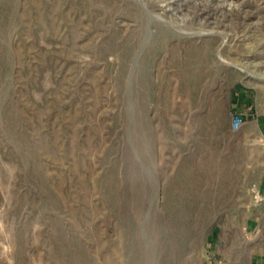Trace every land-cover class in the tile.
<instances>
[{"label":"rangeland","instance_id":"1","mask_svg":"<svg viewBox=\"0 0 264 264\" xmlns=\"http://www.w3.org/2000/svg\"><path fill=\"white\" fill-rule=\"evenodd\" d=\"M263 181L264 0H0V264H264Z\"/></svg>","mask_w":264,"mask_h":264},{"label":"trees","instance_id":"2","mask_svg":"<svg viewBox=\"0 0 264 264\" xmlns=\"http://www.w3.org/2000/svg\"><path fill=\"white\" fill-rule=\"evenodd\" d=\"M237 99H238V101H239V110L242 108V107H244L245 105H247V104H249V103H251V95H250V93H247V92H241V93H239V95L237 96ZM238 109L237 110H235L234 112H233V116L234 117H237V118H241V119H244V117L240 114V111H239Z\"/></svg>","mask_w":264,"mask_h":264},{"label":"built area","instance_id":"3","mask_svg":"<svg viewBox=\"0 0 264 264\" xmlns=\"http://www.w3.org/2000/svg\"><path fill=\"white\" fill-rule=\"evenodd\" d=\"M252 193H253L254 202H256V203L264 202V193H262L258 189H253Z\"/></svg>","mask_w":264,"mask_h":264},{"label":"crops","instance_id":"4","mask_svg":"<svg viewBox=\"0 0 264 264\" xmlns=\"http://www.w3.org/2000/svg\"><path fill=\"white\" fill-rule=\"evenodd\" d=\"M263 184H264V181H263ZM260 191H261L262 193H264V185L261 186Z\"/></svg>","mask_w":264,"mask_h":264},{"label":"water","instance_id":"5","mask_svg":"<svg viewBox=\"0 0 264 264\" xmlns=\"http://www.w3.org/2000/svg\"><path fill=\"white\" fill-rule=\"evenodd\" d=\"M145 8V7H144ZM145 10H146V8H145ZM147 11V10H146Z\"/></svg>","mask_w":264,"mask_h":264}]
</instances>
